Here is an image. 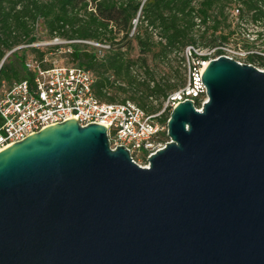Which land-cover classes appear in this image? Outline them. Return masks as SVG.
I'll return each mask as SVG.
<instances>
[{
	"label": "water",
	"instance_id": "water-1",
	"mask_svg": "<svg viewBox=\"0 0 264 264\" xmlns=\"http://www.w3.org/2000/svg\"><path fill=\"white\" fill-rule=\"evenodd\" d=\"M201 81L147 167L77 119L2 149L0 264H264V71L221 55Z\"/></svg>",
	"mask_w": 264,
	"mask_h": 264
},
{
	"label": "trees",
	"instance_id": "trees-1",
	"mask_svg": "<svg viewBox=\"0 0 264 264\" xmlns=\"http://www.w3.org/2000/svg\"><path fill=\"white\" fill-rule=\"evenodd\" d=\"M232 4L240 5L238 18L247 12L253 23L264 24V0H0V86L32 80L24 62L27 51L43 60L45 52L32 45L41 21L49 38L73 41L68 42V56L73 65L92 71V90L100 101L115 102L120 94V101L155 113L170 93L185 85L186 76L171 71L174 81L157 77L149 61L188 45L212 48L227 42L220 28L229 27L226 9ZM89 41L108 47L99 52ZM255 56L264 63V56ZM138 67L143 76L135 71ZM194 104L200 105L199 98ZM169 114L167 107L159 121L165 125Z\"/></svg>",
	"mask_w": 264,
	"mask_h": 264
},
{
	"label": "built area",
	"instance_id": "built-area-1",
	"mask_svg": "<svg viewBox=\"0 0 264 264\" xmlns=\"http://www.w3.org/2000/svg\"><path fill=\"white\" fill-rule=\"evenodd\" d=\"M239 10V7L234 6L230 10V16L238 19ZM53 40L58 42L59 38L55 37ZM227 46V42L205 49L186 46L184 49L186 83L170 93L163 102L162 110L155 113H148L130 100L100 101L92 90L94 82L92 71L82 66L60 64L43 66V60L29 57L25 60L24 66L33 74L32 80L23 79L2 84L0 151L48 126L68 119H77L81 126L90 123L104 125L112 150L117 146H123L129 151L134 163L147 167L149 157L169 141L161 139L163 130L167 134V126L165 128V125L160 124L159 115L167 107L171 111L175 105L187 99L192 100L193 104L194 98H199L200 104L207 100L206 88L201 77L211 59L223 55L242 64L235 55L227 54L226 51L230 52ZM238 51L240 52L237 54L244 56L249 53L257 54L250 48L241 46L238 47Z\"/></svg>",
	"mask_w": 264,
	"mask_h": 264
},
{
	"label": "rangeland",
	"instance_id": "rangeland-1",
	"mask_svg": "<svg viewBox=\"0 0 264 264\" xmlns=\"http://www.w3.org/2000/svg\"><path fill=\"white\" fill-rule=\"evenodd\" d=\"M240 7L238 4H232L230 8L226 9L228 13V19L226 23H230L229 27L221 26L220 31L223 34H226L228 36V46L227 48L230 50L226 51L227 54H233L239 59L242 63L251 64L253 66H256L260 69H264V63L263 59H260L256 57L257 54L264 53V24L260 23H253L250 18V14L247 12L243 13L242 18L236 19L235 17L230 16V10L234 7ZM223 27V28H222ZM219 32H216V35H218ZM248 34V36H247ZM36 37L37 40L32 44L35 47H40L45 54L43 57V64L46 66H50L53 64H60V65H73L74 62L71 60V58L68 56V43L64 42L65 39L59 38L58 42H55L54 38H49L46 31L43 29L41 21H38L37 28H36ZM253 39V40H252ZM219 39L216 40L218 42ZM89 43L97 48L99 51H103L108 46L106 43H97V42H90ZM247 47L251 50L257 52L256 53H249L247 55H239L238 47ZM201 47V46H200ZM199 49H205V47L199 48ZM8 53V52H7ZM223 54V53H222ZM10 55V54H8ZM132 56L137 55V49L135 48L131 52ZM36 54H34L31 51L26 52V57H35ZM264 56V55H261ZM150 67L152 70L155 71L157 77H166L169 76L171 71H177L178 75L185 77L186 76V59L184 50L180 52L173 51L171 52L167 58H158L155 61H149ZM139 75L143 76V70L139 67L135 69ZM170 77V76H169ZM171 80H176L173 76H171ZM9 83V82H8ZM7 82H4V84H8ZM2 92V87L0 86V94ZM123 98V95L118 94L117 100L115 102L120 101V99ZM202 104H200L197 108H201ZM162 110L160 108L158 111ZM162 116L159 115L158 119ZM160 122V121H159ZM162 126H164L163 123L160 122ZM166 128V124H165ZM165 133V135H163ZM163 133L161 135V138H164V140H168L169 137L167 136L165 130H163ZM163 140V141H164Z\"/></svg>",
	"mask_w": 264,
	"mask_h": 264
}]
</instances>
